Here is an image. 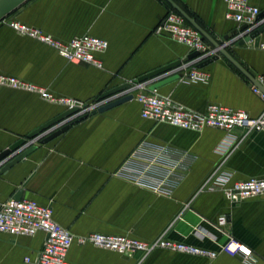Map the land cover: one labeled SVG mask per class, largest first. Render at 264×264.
Here are the masks:
<instances>
[{
	"label": "crops",
	"instance_id": "1",
	"mask_svg": "<svg viewBox=\"0 0 264 264\" xmlns=\"http://www.w3.org/2000/svg\"><path fill=\"white\" fill-rule=\"evenodd\" d=\"M173 1L215 39L233 36L239 28L226 18L225 0ZM250 2L264 11V0ZM170 11L175 10L166 0H27L8 16L61 42L83 35L108 41L107 52L100 56L103 69L69 63L52 47L0 23V75L45 89L58 100L0 89V154L20 140L27 141L23 151L37 147L0 177V200L21 191V199L50 207L55 221L75 236L100 233L149 241L170 230L169 237L176 242L217 253L211 259L158 250L138 263V255L121 256L74 243L67 257L70 264H245L241 257L221 252L230 238L253 251L255 264H264V199L233 204L221 192L199 191L223 164L233 180L263 178V132L247 136L240 129L183 130L143 119L135 100L96 115H90L94 110L74 114L46 127L70 110L69 103L98 109L125 94L101 99L107 91L184 61L192 53L188 47L156 34ZM261 37L264 43V34ZM238 42L228 47L231 55L253 77L264 75V50L254 42L245 46ZM201 69L210 75L208 82L176 81L157 92L197 113L211 104L252 117L264 112V101L252 92L251 81L227 59L221 57ZM170 76L151 80V85ZM83 116L85 120L58 138L41 143ZM5 163L0 162V169ZM168 173L171 194L136 180L139 176L148 184ZM221 217L226 218L224 226L219 224ZM45 239L43 233L34 237L0 233V264H25L26 257L34 258L43 249Z\"/></svg>",
	"mask_w": 264,
	"mask_h": 264
},
{
	"label": "built area",
	"instance_id": "2",
	"mask_svg": "<svg viewBox=\"0 0 264 264\" xmlns=\"http://www.w3.org/2000/svg\"><path fill=\"white\" fill-rule=\"evenodd\" d=\"M225 2L227 7L226 18L236 22L239 27L248 25L250 28H256L264 23V18L258 20L262 10L252 5L250 0H225ZM0 23L9 26L20 35L52 47L69 63L103 69L100 56L105 54L109 48V43L106 40L91 35H83L69 42H61L51 35H46L40 29L15 19L6 17ZM156 34H166L175 42L188 47L192 53L199 52L200 54L195 59L196 61L182 63L180 66L169 70V75L182 74L179 82L206 83L210 80V75L198 68V65L218 54V50L206 41L201 33L190 25L181 14L177 11L167 13L158 25ZM241 39H244L243 33L234 36L232 40L235 43ZM233 43L227 44V48ZM258 48L264 50V43H261ZM254 78L258 85L251 82L252 92L264 101V75H258ZM152 83L151 80L133 81L130 82L131 87L124 91V96L129 94L134 96V100L141 106V116L145 120L197 133L207 128L226 133L240 129L247 136L253 133H264V112L259 117H252L246 111L211 104L204 113H197L178 104L170 96L161 95L157 90H151ZM2 87L36 92L45 99L58 102L45 89L26 83L14 76L0 75V89ZM71 104L69 103L70 109L76 107L75 104ZM84 105L78 107L80 109L77 113L79 116L96 110V107L91 109L88 104L87 107ZM223 165L216 167L207 176L199 188L200 192H221L233 204L255 198L264 199V177L233 180V175L227 173L223 169ZM170 176L171 174L168 173L163 179L152 178L148 184L142 182L143 179L139 176L136 180L139 184L141 181L142 185L151 187L156 192L171 194L173 184H171L172 181L170 182ZM226 223L225 217L219 219V224L222 226ZM0 233L12 237H34L39 233L45 235L43 249L34 258L32 256L26 257L24 259L25 264H70L67 257L74 243L79 245L90 244L98 249L111 251L121 256L134 257L138 255V263L158 250L211 259L217 257L216 252L170 239V230L164 231L149 241L135 239L129 235H104L100 233L75 236L55 221L50 207L41 206L32 200L15 199V197L4 201L0 200ZM221 252L230 256H239L245 264L256 263L253 251L234 238H230L225 245L221 246Z\"/></svg>",
	"mask_w": 264,
	"mask_h": 264
},
{
	"label": "water",
	"instance_id": "3",
	"mask_svg": "<svg viewBox=\"0 0 264 264\" xmlns=\"http://www.w3.org/2000/svg\"><path fill=\"white\" fill-rule=\"evenodd\" d=\"M27 0H0V22L8 17L10 14H12L18 7H20L24 2ZM173 8L175 11H177L179 14H181L186 21L192 25L197 31L201 33L203 38L208 41L215 49L218 50V54L214 55L213 57L207 59L206 61L202 62L201 64L198 65V68H204L207 65L218 61L221 57H224L227 59L232 65H234L246 78H248L252 83L258 85L256 82L255 78L250 75V73L231 55L230 51L227 48V44L233 43L234 40L233 37L237 36L239 33L244 34V39H241L238 44L239 46H245L251 42H254V46L256 48L259 47L261 44L262 40V35L264 34V23L256 28H250L248 25H243L238 28V30L234 31L233 36L227 35L223 39H215L211 37L204 29H202L196 21L191 18L184 10H182L173 0H166ZM264 18V11L259 15L258 20H261ZM227 42V43H225ZM199 52H193L191 53L184 61H177L175 63H172L166 67H163L161 69H158L152 73H149L147 75H144L138 79L139 82H145V81H157L162 79L164 74L175 68L180 66L182 63H188L189 61L197 58L199 56ZM182 74H175L172 75L166 79H163L161 81H158L151 85L150 89L151 90H157L169 83H173L176 81H179V79L182 77ZM131 87L130 83H125L117 88H114L112 90L107 91L104 93L100 98H106L110 95L125 91ZM134 100V96L132 94L126 95L114 102H111L107 104L106 106L100 107L96 110H94L90 115H96L97 113H102L105 111H108L114 107H117L119 105L131 102ZM84 107H87V104L84 105ZM80 111L78 107L72 108L70 110H67V112L62 115L60 118H58L56 121L53 123L47 125L46 127L53 125L54 123L59 122L60 120L69 117L71 115L77 114ZM86 119V116L79 117L75 120L72 121V123H69L65 126H63L61 129L58 131L54 132L52 135H50L48 138L43 140L41 143L42 144H47L51 142L52 140L58 138L65 132H67L73 125H76L83 120ZM36 133L32 134L29 137V140H32L34 138ZM32 142L30 145H32ZM27 145V141L25 140H20L17 143H15L13 146H11L8 150L4 151L3 153L0 154V162L3 160H6V163L4 166L0 169V177L4 175L9 169L13 168L15 165L19 164L23 160H25L28 156H30L33 152L37 150L36 146H30L27 148L25 151L24 149ZM21 191L15 196V199H21Z\"/></svg>",
	"mask_w": 264,
	"mask_h": 264
},
{
	"label": "rangeland",
	"instance_id": "4",
	"mask_svg": "<svg viewBox=\"0 0 264 264\" xmlns=\"http://www.w3.org/2000/svg\"><path fill=\"white\" fill-rule=\"evenodd\" d=\"M137 105V103H135ZM138 106V105H137Z\"/></svg>",
	"mask_w": 264,
	"mask_h": 264
}]
</instances>
